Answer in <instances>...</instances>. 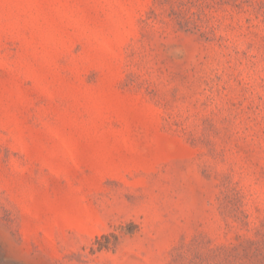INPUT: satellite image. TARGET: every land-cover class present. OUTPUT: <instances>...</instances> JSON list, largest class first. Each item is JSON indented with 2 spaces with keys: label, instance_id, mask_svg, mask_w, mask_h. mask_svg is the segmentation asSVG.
<instances>
[{
  "label": "rangeland",
  "instance_id": "374dc122",
  "mask_svg": "<svg viewBox=\"0 0 264 264\" xmlns=\"http://www.w3.org/2000/svg\"><path fill=\"white\" fill-rule=\"evenodd\" d=\"M0 264H264V0H0Z\"/></svg>",
  "mask_w": 264,
  "mask_h": 264
}]
</instances>
